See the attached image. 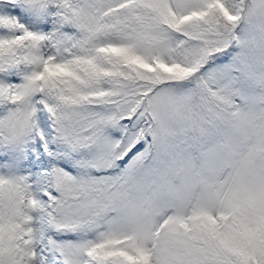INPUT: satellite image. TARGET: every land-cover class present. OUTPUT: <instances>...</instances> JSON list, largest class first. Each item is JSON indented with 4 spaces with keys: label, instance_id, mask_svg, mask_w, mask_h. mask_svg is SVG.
Wrapping results in <instances>:
<instances>
[{
    "label": "snow or ice",
    "instance_id": "obj_1",
    "mask_svg": "<svg viewBox=\"0 0 264 264\" xmlns=\"http://www.w3.org/2000/svg\"><path fill=\"white\" fill-rule=\"evenodd\" d=\"M0 264H264V0H0Z\"/></svg>",
    "mask_w": 264,
    "mask_h": 264
}]
</instances>
